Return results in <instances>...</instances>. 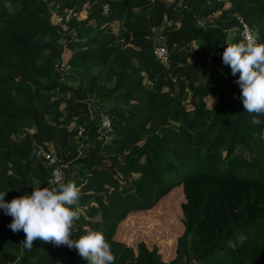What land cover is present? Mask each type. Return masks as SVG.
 I'll use <instances>...</instances> for the list:
<instances>
[{
  "label": "trees",
  "instance_id": "trees-1",
  "mask_svg": "<svg viewBox=\"0 0 264 264\" xmlns=\"http://www.w3.org/2000/svg\"><path fill=\"white\" fill-rule=\"evenodd\" d=\"M242 21L264 42V0H0L5 200L52 186L41 154L52 148L81 193L73 238L102 231L114 264H264V115L251 123L222 61ZM177 198L173 257L114 237L130 212ZM12 219L0 208L6 264H89L66 245L24 247Z\"/></svg>",
  "mask_w": 264,
  "mask_h": 264
},
{
  "label": "clouds",
  "instance_id": "clouds-1",
  "mask_svg": "<svg viewBox=\"0 0 264 264\" xmlns=\"http://www.w3.org/2000/svg\"><path fill=\"white\" fill-rule=\"evenodd\" d=\"M225 66L233 76L239 73L236 83L241 89L244 109L252 115L251 123H262L264 115V42L245 29L239 42L228 40L222 54ZM51 187H41L39 182L30 193L5 200L7 191L0 192V208L13 219L9 228L23 231L22 245L31 249L34 241L53 242L57 246L75 248L89 264H114L115 256L102 231L86 228L85 234L73 238L74 221L80 219V189L72 181L60 176L48 182Z\"/></svg>",
  "mask_w": 264,
  "mask_h": 264
},
{
  "label": "rangeland",
  "instance_id": "rangeland-1",
  "mask_svg": "<svg viewBox=\"0 0 264 264\" xmlns=\"http://www.w3.org/2000/svg\"><path fill=\"white\" fill-rule=\"evenodd\" d=\"M53 19L58 20L56 16H53ZM156 35H159V31L156 32ZM158 37L160 38V35ZM65 59L66 56H64V61ZM214 102L215 100L209 98L210 105ZM90 107H92V102ZM88 145V141L82 143V153L87 150ZM68 175H72V172L69 170L66 172V176ZM173 191V197L178 196L179 193L182 195L180 185L174 187ZM168 196L164 197L163 200L167 201ZM178 198L173 205L171 202H166L163 205L160 204L150 209L130 212L120 222L114 237L123 239L132 246H135L140 240L145 241L150 247L155 243L159 250L164 253L166 259L173 257L175 255L176 238L181 234L183 229L180 222L181 214L178 210V202L180 201ZM0 264H6V262L0 260Z\"/></svg>",
  "mask_w": 264,
  "mask_h": 264
},
{
  "label": "built area",
  "instance_id": "built-area-1",
  "mask_svg": "<svg viewBox=\"0 0 264 264\" xmlns=\"http://www.w3.org/2000/svg\"><path fill=\"white\" fill-rule=\"evenodd\" d=\"M242 23H243V27H242L241 34H243L245 29L250 31L247 23L244 21H242ZM157 36H159V35H157ZM162 40H163V38L160 35V38L158 37L157 41L155 42L154 53L162 62L166 63L168 61V58H169V50ZM100 122L104 126H109L110 125L109 116L107 114H101ZM82 133H83V127L80 126L78 128V135H81ZM41 154H42L43 158L45 159L46 163H48L49 166L51 167L50 180L54 178V174L57 176H60L63 180H65L66 169L68 168V163L59 161L56 152L52 148L48 149V150H42Z\"/></svg>",
  "mask_w": 264,
  "mask_h": 264
}]
</instances>
